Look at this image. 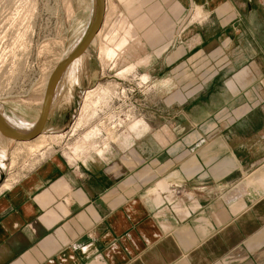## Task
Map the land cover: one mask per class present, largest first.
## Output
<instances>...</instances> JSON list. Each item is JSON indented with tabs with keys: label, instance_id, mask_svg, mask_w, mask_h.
<instances>
[{
	"label": "crops",
	"instance_id": "1",
	"mask_svg": "<svg viewBox=\"0 0 264 264\" xmlns=\"http://www.w3.org/2000/svg\"><path fill=\"white\" fill-rule=\"evenodd\" d=\"M146 5L139 20L152 56L137 66L191 54L198 77L188 93L139 106L144 120L114 138L126 145L120 157H107V146L73 166L49 158L9 180L0 191V264H264V6ZM199 9L208 18L198 46L166 50ZM175 185L186 199L162 193Z\"/></svg>",
	"mask_w": 264,
	"mask_h": 264
},
{
	"label": "rangeland",
	"instance_id": "2",
	"mask_svg": "<svg viewBox=\"0 0 264 264\" xmlns=\"http://www.w3.org/2000/svg\"><path fill=\"white\" fill-rule=\"evenodd\" d=\"M253 1L264 6V0ZM148 3L150 0H107L104 28L97 41L80 58L82 64L75 66L78 68L75 72L72 69L69 72L68 80L51 110V117L57 122L51 120L46 131L55 135L66 134L68 137L59 144L50 143L42 147L37 139L29 142L7 139L11 145L0 147V177L5 176L3 186L6 184L7 187L0 186V191L10 188L11 180H19L49 158L60 157L71 166L87 163L101 158L96 154V149L103 148L105 144L111 151L107 157L110 154L120 157L126 145L123 137L119 141L114 138L136 119H143L139 111L142 107L139 106L145 101L153 105L154 100L157 105H161V101L165 102L170 96L188 93L185 90H189L192 80L198 77L192 69L191 54L177 62L164 60V57L151 58L149 64L137 66L140 59L124 56L123 51H117L122 58L118 63L116 59L109 62L103 59L99 51L100 47H115L128 37L129 31L135 30L141 41V50L146 51L145 55L140 53L141 60L152 56L148 44L143 41L145 23L139 20L145 14ZM92 6V0H0V98L3 99L0 103L7 115L14 117L16 114V118L20 117L29 124L38 121L47 83L60 59L66 56L87 28ZM206 18L200 9L194 16L188 14L166 50L178 47L185 52L187 48L191 50L198 46L193 38L205 24ZM195 22L197 24L194 25ZM133 45L134 41L129 40L126 47ZM144 75H148L150 80L142 86L140 83ZM38 78L39 81L35 83ZM165 81L170 84L162 85ZM171 84L180 91L171 89ZM96 88L107 90L108 98L97 108L88 110L83 127L72 137L70 132L83 111L86 93ZM94 128L102 130L100 136L91 141L96 143L95 148H90L89 143L81 158L75 159L72 156L73 146ZM174 187L179 186H172L170 190L163 188L162 193L171 194ZM184 191L189 195V191ZM237 194H241V190L236 191Z\"/></svg>",
	"mask_w": 264,
	"mask_h": 264
},
{
	"label": "bare ground",
	"instance_id": "3",
	"mask_svg": "<svg viewBox=\"0 0 264 264\" xmlns=\"http://www.w3.org/2000/svg\"><path fill=\"white\" fill-rule=\"evenodd\" d=\"M92 2H93V6L89 9V13H91V16H92L93 10H94V0H92ZM104 25H105V20H104L103 26ZM84 32L85 31H83V33L80 35V37L78 38L77 42L74 44V46L72 47V49L80 41V39L82 38ZM100 33H101V31L99 32L98 35H96V37L93 40L92 44H94L97 41V38L100 35ZM129 40L130 41H134V45L135 46L133 45V47L127 48L126 45H127V43H128ZM141 48H142V45H141V41H140V38H139L137 32L135 30H131V31H129L128 37L127 38H124L120 42H118L115 47H110V48L109 47L108 48L100 47V50L99 51L103 54V56H104L103 59L108 60V62L109 61H114L116 59V61L118 63L122 58H121V56H119L117 54V51H123L124 52L123 53L124 56H126V55L128 56L129 55L134 60H137V58L140 57V53L142 51ZM63 59H64V57L61 58L60 60L62 61ZM61 61H59V62H61ZM80 61L81 60L79 58L77 61H75L73 64H71V66L69 67V69L65 73V75H64V77L62 79L60 88H59V90H58V92H57V94H56V96H55V98H54V100L52 102L51 110H52L53 106L56 105L57 100L59 98V95L61 94L60 93L61 92V89L63 88L66 80H68L67 79V76H68L69 72L72 71V70H74V72H75V69H78L77 68L78 67V64L81 63ZM122 62H123V60H122ZM124 62H126V61H124ZM75 66H77V67L75 68ZM72 74H73V72H72ZM73 76H75V74H73ZM147 82H148V78L144 77L143 80L141 78L140 85L143 86ZM47 85H48V83H47ZM1 98H0V102L3 101V99H1ZM107 98H108V91L107 90H103V89L96 88V89H92V90H90V91H88L86 93V96H85V98L83 100V106H82V107H84L83 108V111H82V113L80 115L79 120L77 119L78 120L77 123L75 124V126L72 128V130L70 132V134H71L72 137L74 135L76 136V134L81 129V127H83L84 117L87 116L88 110L89 109H92V108H97V106H99ZM0 108L3 111V114H4L5 119L8 121V123L13 128H16V129L24 132V131H28V130H30V129H32L34 127L35 123H32V124L26 123L20 117L16 118L15 117L16 114L14 115V117H11V116L7 115L6 114V111H5L6 109L4 108V106L1 103H0ZM50 116H51V114H50ZM101 131L102 130L100 128H94L93 130H91L90 132H88L83 137V139L81 141H78L77 143H75V145L73 146L74 148L72 149V156L75 159L81 158V156L84 154L85 149L88 148L87 146H89V143L91 144L89 146L90 148H92V147L95 148V144L96 143H91V141L94 140L95 138H97L98 136H100ZM66 136H67L66 134H61V133L59 135H55V134H44V135H41L40 137H38L37 140H38L39 146L42 147V146H45V145L50 144V143H52V144H59L64 138H66ZM107 146H108V144H105L103 148L100 147V149H96V154L98 156H101L102 153H103V150ZM1 186H3V184ZM3 187H7V185L4 184Z\"/></svg>",
	"mask_w": 264,
	"mask_h": 264
},
{
	"label": "water",
	"instance_id": "4",
	"mask_svg": "<svg viewBox=\"0 0 264 264\" xmlns=\"http://www.w3.org/2000/svg\"><path fill=\"white\" fill-rule=\"evenodd\" d=\"M107 10V0H94V10L91 16L90 22L80 39V41L71 49L64 59L58 64L55 71L51 75L46 90L42 110L38 121L35 123L34 127L28 131H20L13 128L8 121L5 119L2 109L0 108V134L8 140L15 142H29L37 139L41 135L49 134L46 131V126L51 121V107L52 102L60 88L62 79L75 61L85 55L96 35L102 29L105 15ZM50 120V121H49ZM5 176L0 177V186L4 183Z\"/></svg>",
	"mask_w": 264,
	"mask_h": 264
},
{
	"label": "built area",
	"instance_id": "5",
	"mask_svg": "<svg viewBox=\"0 0 264 264\" xmlns=\"http://www.w3.org/2000/svg\"><path fill=\"white\" fill-rule=\"evenodd\" d=\"M60 61H61V60H60ZM59 63H60V62H59ZM47 80H48V78H47ZM38 81H39V78L36 80L35 83H37ZM44 84L46 85V82H45ZM185 192H186V191H184V189H182L181 186H179V187H174V188H172V190H171V194H172L173 196H175L176 198H183V197H185V196H186Z\"/></svg>",
	"mask_w": 264,
	"mask_h": 264
}]
</instances>
